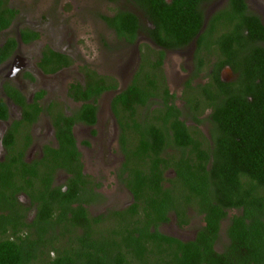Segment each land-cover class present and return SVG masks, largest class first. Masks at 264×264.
Segmentation results:
<instances>
[{
	"label": "flooded vegetation",
	"instance_id": "obj_1",
	"mask_svg": "<svg viewBox=\"0 0 264 264\" xmlns=\"http://www.w3.org/2000/svg\"><path fill=\"white\" fill-rule=\"evenodd\" d=\"M7 1L4 7L9 6L17 10L10 5L11 0ZM56 1L60 4L57 5ZM62 1L64 0H53V4L59 7ZM122 1L134 8V11L122 9L100 18H113L119 12H130L138 18L144 29L137 32L134 43H128L120 39L102 19L105 26L115 33V41L122 42L123 46L133 53L132 57L127 59L129 62L125 64L128 65L127 70H130L128 75L122 68L123 63L118 64V62L111 65L112 74H100L89 65L77 62L76 55L69 49L70 45L60 49L61 41L52 43L55 49L36 47L41 35L35 29H23L39 35V38L27 42L22 39L21 31L23 30H17L16 36H11L9 31L19 16L18 10V16L11 26L0 30V37L6 36L0 41V189L4 193L3 207L11 205L13 217L19 222L25 220L29 225H34L40 209L43 208L42 201L36 198H44V193L47 192V199L49 204L52 203L54 215L52 221L54 225L50 224L51 229H49V235L55 237L54 246H58V242H65L69 248L70 240L84 236V228L65 225L70 224L73 218L71 213L66 218H58L62 209L61 205H64L63 208L69 205L78 208L81 202L91 218L89 224L94 230L91 238L102 240L105 224L114 220L113 216L109 217L110 214L120 211L125 215L136 204L135 188L138 177L145 183L142 185L144 198L139 203L140 212L134 216V223L140 221L142 226L150 223V231L157 229L164 236L182 243L196 240L201 229L206 226L205 213H202V209L208 200L210 187L198 192L194 185L183 184L185 181L178 177L175 164L183 160V155L189 154L194 146L178 148L179 135H187L194 144H201L203 150H208V144L212 146L210 134L212 124L209 121L212 109L208 106L209 101L197 91L200 85L208 82V74L196 71L197 47L194 41L186 48L164 50L157 46L145 31L153 28L146 13L130 0ZM166 1L170 3L172 0ZM244 2L248 6L247 10L250 11L253 6V9L263 15L260 19L264 25V3H262L264 0H244ZM229 5L230 0H212L204 3L205 21L208 23L214 15L227 9ZM208 7L210 8L207 12ZM10 39H15V42L10 43ZM51 52L61 56V61L57 59L46 62L47 54L50 57ZM200 55L205 62L207 58L213 61L216 59L214 53L210 54L206 50H203ZM169 57L174 62L173 72L170 74L163 71L165 66L168 67ZM179 58L182 60L184 70L180 67L177 70ZM160 59L163 62L161 67L154 69L153 65H156ZM85 68L120 85L115 90L103 92L96 102L94 98L84 101ZM119 69L122 71L119 72ZM183 71L187 73L184 74ZM154 75L162 78L160 95L158 93L157 96L150 98L145 105L133 106L134 109L130 113L116 114L114 112L113 101L120 93L136 80H140V84L145 85L148 77L153 79ZM220 76L226 83H232L237 79V75L230 67H224ZM199 79H205L206 82H197ZM168 80H175L176 85L179 86L183 80L187 81L184 89L177 90L175 93L167 85ZM79 85L83 87L81 93L77 90ZM147 88H150V85ZM165 89L169 92L170 98L166 96ZM80 97L81 99L77 100ZM103 98L106 100L104 104H101ZM199 100L202 101L201 104ZM85 104H94L96 107V120L93 123L88 122L84 113ZM173 106L181 113L179 118L185 125L182 132L177 131L172 115H169ZM197 113L201 114L197 115ZM119 115L126 118L129 124L128 129L122 127L118 119ZM197 116L200 120H194ZM202 117L203 120H201ZM107 123L108 126L105 125ZM70 127L74 146L66 145L59 137L60 134L63 135V129L67 131ZM100 128L102 130L107 128V131H103L102 134ZM153 131L158 137L156 135L152 137ZM142 136L149 143L145 152L141 150ZM159 139L160 142H158ZM154 144H157L155 150L152 147ZM70 147L75 150L77 156L68 155L67 151ZM86 156H88L87 162ZM62 158L65 159V164L60 162ZM156 159L158 168H154ZM91 160L95 163L92 166L90 164L88 168L87 163ZM104 160L108 161L107 164ZM153 176L162 177L159 184L152 183ZM75 181L79 185L70 191L69 188ZM109 182L114 183V189L122 190L119 193L125 194L123 205L119 208L112 206L105 208V203L113 196L112 193L108 194V191L107 193L105 191ZM1 183L6 185L3 186ZM60 191L66 194L75 193L74 202L71 204L51 202L50 197L60 199L58 196ZM12 192H14L13 196L10 195ZM152 203H156L157 208L166 213L165 220L149 213L152 211L150 206ZM145 209L148 211L145 212ZM3 213L8 216L10 211L5 210ZM234 213L237 212L234 211ZM234 213H230L229 217L222 222L223 243L227 242L226 228ZM147 214L151 215L150 219L147 218L149 221L145 218ZM99 217L101 220L97 222L96 218ZM105 220L107 222L104 223ZM32 227L31 233L36 236L39 233L40 220ZM145 229L146 227L142 230ZM20 230L23 236H25L23 233L29 232L22 225ZM11 233L12 230L7 232L6 236ZM1 236L2 234L0 238ZM63 248L66 249V247ZM217 248L218 246L216 247L218 251ZM52 254L54 258L58 255L55 250Z\"/></svg>",
	"mask_w": 264,
	"mask_h": 264
},
{
	"label": "trees",
	"instance_id": "obj_2",
	"mask_svg": "<svg viewBox=\"0 0 264 264\" xmlns=\"http://www.w3.org/2000/svg\"><path fill=\"white\" fill-rule=\"evenodd\" d=\"M210 1L172 0L168 3L166 0H130L151 21L153 28L145 31L157 46L176 50L186 48L194 41L197 47L196 71L202 72L209 64L208 82L200 85L197 91L209 101L208 106L212 109L209 117L212 146L208 144V150H203L201 144H194L187 135H179L178 148L194 146L189 154L183 155V160L175 164L178 177L185 181L183 184L194 185L198 192L210 187L208 200L202 209L206 226L197 239L182 243L164 236L157 229L150 231V223L144 226L140 221L134 223V216L140 212L139 203L144 198L142 185L145 183L140 177L135 184L136 204L125 215L120 211L110 214L114 220L109 219L110 224H105L102 240L91 238L94 233L89 224L91 218L81 202L78 208L70 205L63 208L61 205L58 218H66L71 213L73 218L70 224L65 225L84 228V236L70 240L69 248L64 251L53 245L55 237L49 235L54 215L47 192L44 198H36L42 201L43 208L34 221L35 225L40 220L39 233L34 236L31 233L34 225L25 220L19 222L13 217L11 205L3 207L4 193L0 189V264H264V25L260 17L247 10L244 0H230L229 7L214 15L204 27L203 4ZM7 2L0 0V30L9 28L18 16L17 10L4 7ZM102 19L128 43H134L137 32L144 30L138 18L130 12H119L113 18ZM21 35L25 42L39 38L30 30L21 31ZM9 42L13 43L15 39ZM203 50L214 53L215 61L207 58L205 62L200 55ZM50 54V57L47 54L46 62L61 61L58 54ZM161 59L153 65L154 69L161 67ZM224 67H230L237 75L234 82L221 80ZM84 70V101L94 98L96 102L103 92L117 89L115 81L100 77L88 68ZM154 76L146 81L150 88L136 80L120 93L113 101L114 112L130 113L133 106L145 105L150 98L160 95L162 78ZM82 89L80 85L77 87L80 93ZM165 94L170 98L167 89ZM198 102L202 103L201 100ZM84 113L89 123L96 120L94 104H85ZM169 115H172L177 131H184L180 111L173 106ZM118 119L122 127L129 128L126 118L119 115ZM154 131L152 137L156 135ZM59 137L66 145L74 146L71 127L67 131L63 129V135ZM141 141V150L145 152L149 143L144 136ZM152 147L155 150L157 144ZM67 152L69 156H77L72 147ZM60 162L66 163L63 158ZM157 164L156 159L154 168H158ZM159 178L153 176L152 183L159 184L162 177L158 181ZM77 181L69 188L70 191L79 185ZM13 194L10 193L11 196ZM58 194L60 199L50 197V201L74 202L75 193L60 191ZM150 206V214L165 220L166 213L157 208L156 203ZM5 210L10 211L8 216L3 213ZM230 213L234 215L226 228L227 242L223 243L222 222ZM150 214L145 216L147 221ZM100 220L101 217L96 218L97 222ZM21 225L29 231L25 236L21 234ZM144 227L146 229L142 230ZM10 230L11 235L6 236ZM221 243L224 247L217 251L216 247ZM53 250L58 255L50 258L49 253Z\"/></svg>",
	"mask_w": 264,
	"mask_h": 264
},
{
	"label": "rangeland",
	"instance_id": "obj_3",
	"mask_svg": "<svg viewBox=\"0 0 264 264\" xmlns=\"http://www.w3.org/2000/svg\"><path fill=\"white\" fill-rule=\"evenodd\" d=\"M56 4L59 5L60 3L56 1ZM10 5L19 11V16L14 21V25L9 31L11 36H16L17 30L32 28L37 30L41 35L40 41L36 47H52L55 49L52 43L61 41L60 43L58 42L60 49H65L70 45L69 49L74 55H76L77 62H83L84 65H89L90 68L96 70L100 74H112L111 65L115 62H118V64L123 63V70L125 69V71H127V75L130 73V70H127L129 69L128 65L125 64L126 62H129L127 59L132 57V51L123 46L122 42L115 41V33L109 30L100 18L101 16L112 15L122 9H128L131 10V12L134 11V8L125 4V1L64 0L58 7L53 4V0H11ZM252 7L250 8L252 10H250L251 13L258 15L259 17L263 16ZM209 8L210 7H208L207 12L209 11ZM5 37V35L1 36L0 41L4 40ZM167 61L168 67L165 66L166 69L163 68V71L170 74L173 72L172 68L174 67V62L170 57ZM178 67L184 70L180 58L177 63V70L179 69ZM208 68L209 64L206 65V69H204L203 72L207 73ZM121 71L122 70L119 69V72ZM183 73L186 74L187 71H183ZM186 81L187 80H183L179 86L176 85L175 80H168L167 85L171 87V91L174 90V92L177 93V90L181 91L184 89ZM197 82H206V80L199 79ZM118 85L120 84L118 83ZM105 100L106 98H103L101 104H104ZM194 120L200 119L197 116L194 117ZM201 120H203V117ZM105 125L108 126L109 124L107 123ZM103 131H107V128L106 130L100 128V133L103 134ZM84 140H86V137H84ZM87 161L88 156H86V162ZM107 162V160H104L105 164H107ZM94 163L95 162L92 160L89 161L87 163L88 168H90V164L92 166ZM107 177L109 176L107 175ZM101 179H103V177ZM108 184L109 185L105 187V191L106 193L108 191V194L112 193L113 196L107 200L105 208L108 206L114 208L121 207L123 205L125 194L119 193L122 191L119 188L114 189L113 182H109ZM114 191H116V193H113ZM23 234L25 235V233ZM58 246L61 247V249L67 247L65 242H58ZM223 247V244L218 245V251H221ZM49 254L50 258H54L52 252Z\"/></svg>",
	"mask_w": 264,
	"mask_h": 264
},
{
	"label": "water",
	"instance_id": "obj_4",
	"mask_svg": "<svg viewBox=\"0 0 264 264\" xmlns=\"http://www.w3.org/2000/svg\"><path fill=\"white\" fill-rule=\"evenodd\" d=\"M206 23H207V21L205 22V25H204V27H206Z\"/></svg>",
	"mask_w": 264,
	"mask_h": 264
}]
</instances>
